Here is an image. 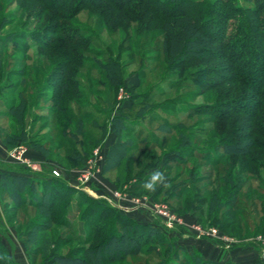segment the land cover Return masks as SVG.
Segmentation results:
<instances>
[{"label":"rangeland","instance_id":"obj_1","mask_svg":"<svg viewBox=\"0 0 264 264\" xmlns=\"http://www.w3.org/2000/svg\"><path fill=\"white\" fill-rule=\"evenodd\" d=\"M62 1L55 3L52 0H0V40L9 34H15L17 38L12 43L0 44V129L3 132L18 134L19 127L14 124L11 117H6L4 112L9 104L19 106L20 99L25 107L21 129L26 134V143L18 141L9 147L10 150L17 146L31 148L28 141L42 145L47 149L44 155L39 152L43 157L41 166L46 167L44 172L50 173L51 170H55L63 176L66 171L65 177L72 174L73 180L77 171H80L90 158L92 159L94 151L97 150L101 156L95 181L88 186V189L95 193V197L81 189L79 191L81 198L73 197L66 209L63 223L48 231L54 244L53 253L58 255L92 246V243L86 244L85 240L90 238L93 227L90 229L85 225L83 214L92 210L93 204L84 195L108 202L103 197L109 198L113 191L129 197L149 196L150 193L157 191L155 202H162L173 210L177 208L181 210L183 198H186L187 194L192 195V187L201 186L200 184L212 180L217 170L211 168L208 162L199 159L198 150L210 148L212 141L216 140L213 127L221 123L213 122L206 110H197L195 107L229 101L234 97L226 96V90L237 88L235 90L238 92L239 89L237 82L225 84L222 82L223 79L218 77H199L196 73L199 68L206 65L220 66L226 71H220L221 75L228 76L231 66L225 61L193 62L194 65L190 67L188 65L192 59L188 57L186 68L171 69L162 55L160 33L151 31L148 34H138L135 32L134 23L127 26L124 32L120 28L110 30L90 9L81 10L72 17L70 13L74 0H69L67 5L61 8L62 11H59ZM236 1L243 8L251 6L244 0ZM73 32L75 33L73 44L67 45L68 42L72 43ZM82 39L86 40V46L77 47L76 43ZM45 44L53 45L52 51L69 49L74 52L68 57L63 53H52L44 50ZM209 47L224 51L222 47L221 49L216 45ZM59 62H70L67 66L73 68L75 73L74 76L71 74L67 76L80 86L79 97L73 96V100H67L71 95L68 93L66 99L61 101L68 107L67 115L71 119L68 126L62 127L66 132L63 135L59 126L63 120L59 119L58 123L54 114L50 112L53 104L49 101L55 90L51 83L59 82L58 77L53 79L51 68ZM108 76L115 82L119 78L124 79L125 86L110 83ZM199 82H210L212 88L206 90L208 86H202ZM127 84H133L135 88L128 91ZM247 95H251L248 99L251 102L257 98L249 93ZM119 115L125 118L124 128H121V121H110L111 117ZM78 119L81 123L80 133L76 131ZM72 133H77L75 138L70 136ZM181 141L195 148L192 156L165 158V155L177 148ZM116 143L124 145V151L122 150L124 158L118 164L114 163L116 165L114 169L103 174L108 148ZM74 151L81 153V164H75L68 159ZM115 151L121 152V149ZM156 173H161L163 180L155 182L154 188L149 190L145 186L152 182V176ZM259 176L261 182L249 180L239 195L241 198L244 192H248L247 200L243 199L246 211L251 210L252 202L264 196V171H260ZM97 178H101L102 181L98 182ZM199 178H202L203 183L190 184L183 189L184 192L176 193L177 189H172L180 182L188 184L196 182ZM142 180L143 184L140 183ZM108 184L113 185V189L106 193ZM135 184H138L139 189L129 193V188ZM145 214L146 220H133L139 224L158 227L162 234L161 238L168 239L174 247L181 246L178 243L181 239L195 237L180 226L166 228L157 218ZM183 216L185 220L191 219L189 215ZM250 217H246L247 221ZM204 219L205 216H202V221L206 223ZM103 220L110 222L109 218L102 219L101 222H104ZM15 222V218H6L8 225L14 227L17 224ZM244 226L245 231L250 230L248 224ZM98 238V235L94 237L95 240ZM201 240L208 241L206 238ZM183 248L187 251L192 250ZM234 248L245 250L247 247ZM28 253L34 259V264H39L37 252L30 247ZM142 259L146 263L155 262V258L150 255L139 256L137 260L132 258L134 264Z\"/></svg>","mask_w":264,"mask_h":264},{"label":"trees","instance_id":"obj_2","mask_svg":"<svg viewBox=\"0 0 264 264\" xmlns=\"http://www.w3.org/2000/svg\"><path fill=\"white\" fill-rule=\"evenodd\" d=\"M53 1L56 3L59 0ZM97 1L74 0L71 16H76L81 10L90 9L110 30L120 28L124 32L127 26L134 23L135 32L138 34H148L151 31L160 33L162 55L171 69L186 68L188 57L192 59L188 65L190 67L194 65L193 62L205 63L206 61H225L230 64L228 76L221 75L223 71H226L220 66L206 65L196 72L199 77L223 79L222 82L224 81L225 84L237 82L239 89L238 92L235 90L237 88L231 91L226 90V96L234 97L229 101L195 107L197 110H206L213 122L221 123L213 127L216 140L212 141L210 148L198 150L199 159L208 162L211 168L214 167L217 170L215 177L212 180L208 179L206 184H200L203 182L202 178H199L196 182L192 181L188 184L180 182L174 186L172 189H177L176 193L178 191L181 193L190 184L201 185L192 187V195L187 194L186 198H183L181 210L178 208L172 210L180 216H191L192 221L203 227L213 226L220 233L239 240L236 246L256 248L249 239L256 235H264V196L252 202L251 210L246 211L243 199L247 200L248 192H244L241 198L239 195L249 180L261 182L259 172L264 171V0H244L251 4L248 8L241 7L236 0ZM68 2L69 0H63L59 5V11H62ZM15 36V34L5 36L0 40V44L14 42L17 39ZM74 36L73 32L72 43L68 42L67 45L73 44ZM85 42L84 39L79 40L76 46L85 47ZM45 45V51L63 53L67 57L74 52L69 49L52 51L53 45ZM209 45L222 47L224 51L221 52ZM194 48L199 50L196 51ZM67 63L70 62H59L51 68L53 79L58 77L59 82L51 83L55 90L49 97V101L53 104L50 112L54 114L58 123L59 119L63 120L59 125L62 135L66 133L62 127L68 126L71 119L67 115L68 107L61 101L66 99L68 93H71L67 97L70 101L73 100V96H80L78 93L80 86L67 76V74L73 75L75 70L69 68L70 66L67 65L70 64ZM108 80L116 86H125L124 79L119 78L115 82L109 77ZM199 83L202 86H208L206 90L212 88L210 82ZM126 88L132 91L135 86L127 84ZM248 93L257 97L254 102L248 100L251 98V95H247ZM19 101V106L9 104L4 112L6 117H11L14 124L19 127L18 134L3 132L0 129L1 142L7 148L18 141L26 143V134L21 129L25 107H23V101L21 99ZM124 119L123 115H119L111 117L110 121H121V128H124ZM80 124L78 119L76 131L79 133L81 132ZM76 134L69 135L75 138ZM27 143L43 155L47 153V149L42 145L29 141ZM179 143L180 145L166 154L165 158L192 156L195 148L184 141ZM123 146L116 143L108 148L103 174L114 169L115 164L124 158ZM118 148L121 152L115 151ZM79 151H74L68 159L75 164H81ZM112 157L114 159H111ZM112 163L115 164L111 166ZM143 182L144 180L140 183L143 184ZM115 185H117L116 180ZM136 189H139L138 184L130 187L128 192L132 193ZM156 192L149 195L153 201L156 199ZM73 195L81 198V192L69 187L62 176L55 178L48 172L33 173L23 165L0 162L2 200L0 226L4 220L6 222V218L16 219L17 224L13 228L16 236L25 244L31 264H34V259L28 253L30 247L37 252L39 264H134V260L142 255L155 258L153 264H239L231 261L221 263L203 259L195 249L187 251L182 246L174 247L168 239L161 238L162 234L158 227L139 224L105 200L88 195L84 197L93 204V208L84 213L83 218L88 228L93 227L90 238L85 240L86 244L92 243V246L84 250L74 249L64 255L54 254V244L48 231L63 223L66 209ZM3 199L6 202H3ZM166 200L165 198L164 201ZM202 216H205L206 223L202 221ZM247 216L250 217L248 221ZM107 218L110 222H105L107 220L101 222L102 219ZM247 224L249 231H245L244 225ZM96 235L99 238L95 240ZM157 247L158 250H156ZM0 264H15L1 244ZM137 264H151V262L146 263L142 259ZM253 264L261 263L257 260Z\"/></svg>","mask_w":264,"mask_h":264},{"label":"built area","instance_id":"obj_3","mask_svg":"<svg viewBox=\"0 0 264 264\" xmlns=\"http://www.w3.org/2000/svg\"><path fill=\"white\" fill-rule=\"evenodd\" d=\"M121 95L118 96V99ZM25 148L23 146H17L15 149L8 153L9 159L19 164L28 165L27 160L24 156ZM101 159L99 152L96 150L93 153L92 159L90 158L86 165L77 171L76 178L72 187L76 190L90 192L88 186L95 181V175L99 171L98 160ZM36 170L35 167L31 168ZM51 175L55 178L59 177L60 174L51 170ZM111 206L115 207L119 211L125 213L127 211L144 212L151 214L152 217L157 218L164 227H182L192 233L197 239H209L218 244L223 250L229 251L232 247L239 244V240L226 236L220 233L214 227H203L196 223L195 221L186 222L183 216L178 215L172 209H170L166 204L162 202H155L150 196L141 197H129L121 192L113 191L109 198H105ZM127 200L129 206H126L124 201ZM259 252L261 261L264 263V235H256L249 239Z\"/></svg>","mask_w":264,"mask_h":264},{"label":"crops","instance_id":"obj_4","mask_svg":"<svg viewBox=\"0 0 264 264\" xmlns=\"http://www.w3.org/2000/svg\"><path fill=\"white\" fill-rule=\"evenodd\" d=\"M25 153L24 156L27 160L28 165L25 166L29 171L33 173H40L44 172L45 168L44 166H41V163L43 162V157L39 153V151L33 149L32 147L24 146ZM10 148H7L0 140V162L7 163L10 165L19 164L17 162L12 161L8 157V153L10 152ZM35 167L36 170H32L31 168ZM73 171V170H69ZM62 172H64L62 170ZM66 171L63 174V179L66 181L67 185L71 187L75 191L76 190L72 187L74 184V180L71 176L68 175V177H65ZM98 182H100L101 178H97ZM102 181V180H101ZM107 192L109 190H112L113 185L108 184L107 186ZM88 195L95 197V193L93 191H90ZM105 195V194H104ZM106 196V195H105ZM75 197V195L72 196ZM99 197V196H98ZM107 198V197H105ZM72 201V200H71ZM71 201L69 205L71 204ZM3 202H6V200L3 199ZM2 203L1 196H0V205ZM126 206H129L127 200L124 201ZM69 207V206H68ZM125 214L130 217L131 219H134L135 221L139 220H146L147 215L143 212H135V211H127ZM0 218H1V211H0ZM186 222H191L192 219L185 220ZM0 244L7 252L8 256L12 259V261L15 264H31L27 252L25 244L21 239H19L16 236L15 229L13 226L8 225L5 220L2 222V226H0ZM179 245L182 247L195 249L200 253L201 256H203V259L212 260V261H218V262H225V261H231L233 263H239V264H253L257 260H260L261 264H264L261 261L259 252L256 248L247 247L245 250H240L239 248H233L229 251L223 250L218 244L212 243L210 241H205L201 239H197L195 237L187 238V239H181L178 241ZM214 244V245H213Z\"/></svg>","mask_w":264,"mask_h":264},{"label":"clouds","instance_id":"obj_5","mask_svg":"<svg viewBox=\"0 0 264 264\" xmlns=\"http://www.w3.org/2000/svg\"><path fill=\"white\" fill-rule=\"evenodd\" d=\"M163 180V175L161 173H156L152 176V182H149L146 184V188L149 190H152L154 188L155 182L162 181Z\"/></svg>","mask_w":264,"mask_h":264}]
</instances>
